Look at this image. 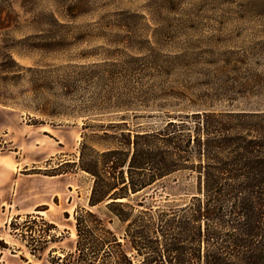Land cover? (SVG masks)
Masks as SVG:
<instances>
[{
  "label": "rangeland",
  "instance_id": "1",
  "mask_svg": "<svg viewBox=\"0 0 264 264\" xmlns=\"http://www.w3.org/2000/svg\"><path fill=\"white\" fill-rule=\"evenodd\" d=\"M183 107L264 108V0H0V264L73 250L82 142Z\"/></svg>",
  "mask_w": 264,
  "mask_h": 264
},
{
  "label": "trees",
  "instance_id": "2",
  "mask_svg": "<svg viewBox=\"0 0 264 264\" xmlns=\"http://www.w3.org/2000/svg\"><path fill=\"white\" fill-rule=\"evenodd\" d=\"M162 117L134 132L117 117L110 127L126 132L89 162L82 142L88 208L54 264H264V108ZM43 224L47 242L54 226Z\"/></svg>",
  "mask_w": 264,
  "mask_h": 264
}]
</instances>
